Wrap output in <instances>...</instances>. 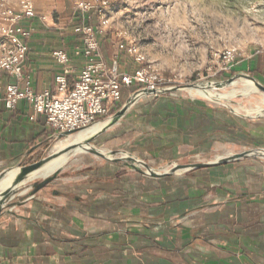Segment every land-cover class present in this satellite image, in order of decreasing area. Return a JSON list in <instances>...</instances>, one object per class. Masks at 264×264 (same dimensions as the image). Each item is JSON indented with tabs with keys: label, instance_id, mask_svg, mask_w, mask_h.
<instances>
[{
	"label": "crops",
	"instance_id": "1",
	"mask_svg": "<svg viewBox=\"0 0 264 264\" xmlns=\"http://www.w3.org/2000/svg\"><path fill=\"white\" fill-rule=\"evenodd\" d=\"M34 1L38 17L48 19L36 22L24 69L37 93L54 91L63 72L54 52L67 51L74 86L84 64L73 50L79 42L74 27L82 17L72 0ZM101 50L108 65L117 59L123 72L137 71L139 65L109 42L103 41ZM262 63L256 58L254 66L262 69ZM8 83L4 75L0 174L33 160L55 138L44 116L31 119L26 102L16 110L6 108ZM136 106L131 124L143 129L138 147L150 143L145 159L151 164L173 160L181 146H198L213 112L192 102ZM245 161L153 179L87 159L85 172L59 176L2 217L0 264H264V162Z\"/></svg>",
	"mask_w": 264,
	"mask_h": 264
},
{
	"label": "rangeland",
	"instance_id": "2",
	"mask_svg": "<svg viewBox=\"0 0 264 264\" xmlns=\"http://www.w3.org/2000/svg\"><path fill=\"white\" fill-rule=\"evenodd\" d=\"M9 2L16 11L19 10V0ZM102 2L108 4L103 9L109 11L111 19L101 44L107 41L113 50L121 43L134 46L140 49L146 63L165 81L163 88L200 85L218 102L209 101L208 97H203L195 89L142 98L139 101L137 105L156 100L165 104L192 102L213 111L209 116L213 123L208 121L206 126L209 128L204 126L206 131L200 135L198 146H181L178 157L173 160L160 159L151 164L145 159L148 157L146 154L149 153L147 148L150 143L146 147L144 143L143 147H138L143 129L141 126L139 129L138 125L135 129L136 124H131V115L139 106H135L118 125L92 143L97 149L125 151L162 172L175 163H208L247 150L264 149V117L256 118L247 116L242 111H231L240 107L252 112L264 110L263 93L259 91L245 96L247 88L241 82L252 84L248 79L231 82L222 89L212 88L239 74L249 75L264 85V0H101ZM92 16L93 23L97 24V18L93 14ZM122 53L130 56L126 52ZM256 58L263 62L262 69L261 66H254ZM135 92L137 89L125 94L122 104ZM227 102H230V106L226 105ZM93 128L89 133L95 131ZM81 131L74 133L73 139L67 143H61L66 138L59 140L55 137L38 156L33 160H25L23 165L38 162L57 149L72 144L74 140L89 135H82ZM87 159L106 162L82 152L64 166L59 176L68 178L74 171L76 174L85 172L87 168L82 164ZM245 160L264 162V158L241 161ZM121 167L138 174L128 167ZM196 171L168 178L191 176ZM55 183L56 181L51 186ZM25 198L17 197L14 202H22Z\"/></svg>",
	"mask_w": 264,
	"mask_h": 264
},
{
	"label": "built area",
	"instance_id": "3",
	"mask_svg": "<svg viewBox=\"0 0 264 264\" xmlns=\"http://www.w3.org/2000/svg\"><path fill=\"white\" fill-rule=\"evenodd\" d=\"M74 12L82 17L75 25L74 33L79 37L74 47V57L84 64L76 76L74 86L69 76L75 71L70 66L71 57L67 51L57 50L54 59L63 67L56 76L54 91L36 92L32 77L25 71L28 57L27 41L34 37L36 22L47 23L45 16L38 17L34 0H19L16 11L9 0L0 1V85L4 75L9 83L6 88V108L16 110L24 101L36 115L46 118V124L59 134L81 131L89 126L104 123L116 106L122 103L125 89L155 90L166 84L161 76L146 63L140 49L120 44L119 52H126L139 65L134 74L123 72L116 59L108 65L102 57L101 42L105 29L110 24L109 11L101 0H72ZM107 4V5H106ZM102 8V9H99ZM100 10V11H98ZM92 14L97 24L92 21Z\"/></svg>",
	"mask_w": 264,
	"mask_h": 264
},
{
	"label": "water",
	"instance_id": "4",
	"mask_svg": "<svg viewBox=\"0 0 264 264\" xmlns=\"http://www.w3.org/2000/svg\"><path fill=\"white\" fill-rule=\"evenodd\" d=\"M239 79H248L251 80L258 91L264 94V85L249 75L239 74L238 76L228 79L226 82H222L225 86L229 85L231 82ZM200 85H189L188 87H172V88H157L155 90H150L147 88L139 89L137 92L133 93L128 101L123 105L117 113L110 116L104 122L106 125L102 130L90 136L88 139L84 140L81 143H73V145L67 146L64 149L56 151V153L47 155L40 159V161L28 164V165H18L6 169L3 173L0 174V183L6 178L7 175H10V180L8 181L6 188L0 187V221L2 217L11 213L14 208L24 205L25 201L33 199L37 194L40 193L43 189H46L51 186L53 182L57 180L59 175L64 169V166H61L51 175L46 177H38V174L45 167L55 162L57 159L63 156H71L72 159L73 153L76 150L83 148L86 151V154H92L104 161L110 163L121 165L123 167H128L129 169L135 171L138 174L153 178V179H162L172 177L174 175L182 173H191V171L208 169L217 166H223L228 163L240 162L243 159H258L264 158V149L258 150H247L241 154L229 155L224 158H219L216 161L208 163H191V164H177L170 166L166 171H159L154 169L152 166L147 164L145 161L136 158L135 156L123 151H104L97 149L92 143L95 142L99 137L106 134V131L118 125L123 118L139 103L142 98L146 97H159L161 95L172 94L173 92H179L181 90H188L192 87H198ZM203 87V86H200ZM216 89H222L220 87ZM232 112L233 109H231ZM78 132L77 130L72 132H65L58 135L57 139L62 140L69 138ZM38 180V182H36ZM25 198L22 202H14L16 198Z\"/></svg>",
	"mask_w": 264,
	"mask_h": 264
},
{
	"label": "bare ground",
	"instance_id": "5",
	"mask_svg": "<svg viewBox=\"0 0 264 264\" xmlns=\"http://www.w3.org/2000/svg\"><path fill=\"white\" fill-rule=\"evenodd\" d=\"M243 80H246V79H243ZM237 81V80H236ZM234 82V81H233ZM241 82V81H240ZM252 82V81H251ZM242 83V85H244V86H246V88H247V90L245 91V96H249L250 94H256V93H258L259 91L257 90V88L255 87V85H254V83L252 82V84H250V83H246V82H241ZM228 86V85H227ZM227 86H225L223 83L221 84V85H219V86H213L212 88L213 89H216V88H218V87H220V88H224V87H227ZM192 89H195V92H198V93H200L201 95H203V97L205 96V98L206 97H208V99H209V101H213V102H218L216 99H214V97H212L208 92H207V89H205V87L203 88V87H200V86H198V87H192V88H190L189 90H192ZM263 97H264V94H261ZM202 97V96H201ZM230 104V102H227L226 103V105H228V106H230L229 105ZM237 105V104H236ZM240 105V104H239ZM246 107V106H245ZM233 111L235 112V113H240V111H242V112H244V113H246V115L247 116H254V117H264V110H262V111H257V112H252L250 109H246V108H244V107H240V109H238V108H235V109H233ZM102 125V126H101ZM106 124L105 123H103V124H100V123H98V124H95V125H92V126H89V128H87V129H84V130H82L81 132H83L82 133V135H84V134H89L88 136H86V137H84V138H79V136H78V140H74L73 141V143H81V142H83L84 140H86V139H88L90 136H92V135H94L95 133H97V132H99L100 130H102L103 129V127L105 126ZM101 126V127H100ZM94 127V128H93ZM97 127H100V128H98V129H96L95 130V128H97ZM93 128V130H95V131H93V132H91V133H89V131L91 130ZM73 139V136H71V137H69V138H66L65 140H63L61 143H67L68 141H71ZM73 143L72 144H68V145H66V146H64V147H61L60 149H57L56 151H59V150H61V149H64L65 147H67V146H70V145H73ZM60 144V143H59ZM56 151L54 152V153H56ZM82 152H86L83 148H80V149H78V150H76L75 151V153H73V155H72V157H75V156H77L78 154H80V153H82ZM53 153V154H54ZM71 156H63V157H61V158H59V159H57L55 162H53V163H51L50 165H48L47 167H45L44 168V170H42L41 172H40V174H38V177H46V176H48V175H51V174H53L54 172H56L57 171V169L59 168V167H61V166H65V165H67V163H69L70 161H71ZM219 159V158H218ZM217 159V160H218ZM10 180V175H7L6 176V178L0 183V187L1 188H6V185H7V183H8V181Z\"/></svg>",
	"mask_w": 264,
	"mask_h": 264
},
{
	"label": "trees",
	"instance_id": "6",
	"mask_svg": "<svg viewBox=\"0 0 264 264\" xmlns=\"http://www.w3.org/2000/svg\"><path fill=\"white\" fill-rule=\"evenodd\" d=\"M123 102V101H122ZM124 104H119L118 106L115 107V109L113 110L112 112V115H114L115 113H117L123 106ZM53 135H54V132H53Z\"/></svg>",
	"mask_w": 264,
	"mask_h": 264
}]
</instances>
